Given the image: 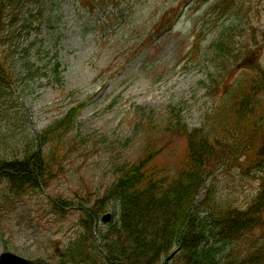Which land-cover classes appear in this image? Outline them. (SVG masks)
<instances>
[{
    "label": "rangeland",
    "instance_id": "rangeland-1",
    "mask_svg": "<svg viewBox=\"0 0 264 264\" xmlns=\"http://www.w3.org/2000/svg\"><path fill=\"white\" fill-rule=\"evenodd\" d=\"M218 1L116 0L89 13L78 9V0H44L38 30L25 38L23 60L29 72H40L16 83L18 104L11 95L0 96V108L18 113L21 125L13 136L6 132L5 142L16 146L22 132L40 133L82 104L69 136L77 149L62 159L64 172L43 194L18 198L0 185V254L7 249L51 261L81 229L79 210L56 215L49 197L75 204L103 198L118 169L144 155L146 138L156 137L155 150L163 151L158 163L175 168L185 155L187 137L166 130L174 121L171 111L182 115L189 132L201 129L225 88L264 69V0H238L244 3L239 21L235 15L222 20ZM165 15L174 24L171 31L158 30ZM232 22L233 47L241 53L236 63L213 47ZM195 29L204 31V40L192 55ZM225 170L206 188L213 186L221 203L242 206L254 196L257 177ZM205 195L206 190L199 199ZM107 212L114 213L112 204ZM107 226L99 224L104 230Z\"/></svg>",
    "mask_w": 264,
    "mask_h": 264
},
{
    "label": "trees",
    "instance_id": "trees-1",
    "mask_svg": "<svg viewBox=\"0 0 264 264\" xmlns=\"http://www.w3.org/2000/svg\"><path fill=\"white\" fill-rule=\"evenodd\" d=\"M78 1L81 10L91 12L116 2ZM237 1L219 4L224 13L234 8V21L243 19L239 16L244 3ZM43 3L0 0V96L14 98L20 78L35 79L40 72H29L23 60L25 38L38 30L36 20L44 15ZM234 31L232 22L213 47L236 63L241 53L236 54L233 47ZM55 72L58 75V68ZM82 110V104L76 105L38 134L22 132L15 146L5 142V135L13 128L21 129L18 113L0 108V185L18 198L48 190L64 172L62 159L77 149L69 136ZM170 114L174 121L166 130L187 137L185 155L176 167L158 163L163 151L155 150L156 137L146 138L144 155L118 169L103 198L86 204L62 196L49 198V207L63 217L66 209L80 206L75 208L80 212L81 231L51 261L37 259L39 264H264V69L242 75L225 88L201 129L189 132L180 113L172 110ZM224 168L228 173L239 170L257 177L254 196L242 206L223 204L213 186L206 188ZM205 190V197L199 199ZM111 204L113 221L106 230L95 231V219Z\"/></svg>",
    "mask_w": 264,
    "mask_h": 264
},
{
    "label": "water",
    "instance_id": "water-1",
    "mask_svg": "<svg viewBox=\"0 0 264 264\" xmlns=\"http://www.w3.org/2000/svg\"><path fill=\"white\" fill-rule=\"evenodd\" d=\"M111 215L108 214L103 218L104 222H109ZM0 264H37L35 261L27 260L11 252H5L0 256Z\"/></svg>",
    "mask_w": 264,
    "mask_h": 264
},
{
    "label": "bare ground",
    "instance_id": "bare-ground-1",
    "mask_svg": "<svg viewBox=\"0 0 264 264\" xmlns=\"http://www.w3.org/2000/svg\"><path fill=\"white\" fill-rule=\"evenodd\" d=\"M9 133H10V132H9ZM138 161H139V160H138ZM45 191H47V190H44V189H43V192H45Z\"/></svg>",
    "mask_w": 264,
    "mask_h": 264
}]
</instances>
